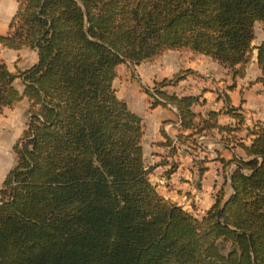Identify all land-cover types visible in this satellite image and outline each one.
<instances>
[{
	"label": "trees",
	"instance_id": "16d2710c",
	"mask_svg": "<svg viewBox=\"0 0 264 264\" xmlns=\"http://www.w3.org/2000/svg\"><path fill=\"white\" fill-rule=\"evenodd\" d=\"M15 1L0 44L34 48L37 58L16 73L0 58V113L28 101L0 184V264H264V123L246 127L249 142L235 143L244 156L226 161L230 193L219 189L197 217L155 189L141 118L111 84L116 64L166 49L208 55L240 74L255 48L264 72V37L251 43L264 0ZM191 71L143 87L157 96L151 106H174L188 131L176 143L239 129L235 107L225 112L236 124L220 125L217 111L191 110L197 95L162 88Z\"/></svg>",
	"mask_w": 264,
	"mask_h": 264
},
{
	"label": "crops",
	"instance_id": "0c3cea01",
	"mask_svg": "<svg viewBox=\"0 0 264 264\" xmlns=\"http://www.w3.org/2000/svg\"><path fill=\"white\" fill-rule=\"evenodd\" d=\"M15 9V0H0V34L8 30V22ZM255 23L262 24L259 21ZM263 37L264 29L260 40ZM258 42L251 41L253 45ZM0 58L10 71L16 73L34 63L37 55L34 48L26 45L13 49L0 44ZM185 68L192 71L162 88L169 93L197 95L198 101L191 105V110L203 116L210 110L217 111L216 121L220 125L236 124L235 118L225 112L228 106L235 107V112L242 115V123L230 134L244 137L239 140L244 143L249 142V137L245 135L246 127L255 121L264 123V72L256 64L255 48H252L240 74H233L232 69L210 56L189 49H166L138 63L125 61L114 66L111 84L116 96L141 118V145L143 157L146 159L147 154V164L151 167L150 181L163 197L199 217L213 203L215 194L225 181L229 189L224 192V197L230 193L228 174L234 163L226 161L244 154L234 141L227 139L230 134L219 132L216 128L203 130L199 135L193 133L186 139L185 143H188L194 138L191 151L185 150L182 145L167 143L165 136L172 140L176 134L188 131L180 128L173 105L151 106V97L143 87H151L153 82L169 78ZM13 84L18 91L22 90L19 77L13 79ZM1 118L18 137L28 118L27 99L22 97L4 108ZM3 146L0 143V161ZM4 167L5 164L3 166L0 162V171ZM2 174L5 175V172Z\"/></svg>",
	"mask_w": 264,
	"mask_h": 264
},
{
	"label": "rangeland",
	"instance_id": "374dc122",
	"mask_svg": "<svg viewBox=\"0 0 264 264\" xmlns=\"http://www.w3.org/2000/svg\"><path fill=\"white\" fill-rule=\"evenodd\" d=\"M263 29H264V24H257L255 23L254 27H253V31H254V38L252 40L253 43H256L260 40V38L263 36ZM3 118L0 119V143L4 144L3 148V154H2V159H1V164L5 167L0 171V184L1 181L3 179V172H7V170L13 165L14 163V153L12 151V144L14 143V141L17 139V137H15L14 135V130H12L11 128H9V126H7V124L5 122H2ZM227 139L234 141L235 143L240 140V139H245L244 137H238L236 134H230L229 137H227ZM189 143H193V142H189ZM145 158L144 162L146 165L147 164V154H145ZM222 188H220V190L222 191H226L229 189V185L226 183V181L224 183H222Z\"/></svg>",
	"mask_w": 264,
	"mask_h": 264
},
{
	"label": "built area",
	"instance_id": "2783aa9c",
	"mask_svg": "<svg viewBox=\"0 0 264 264\" xmlns=\"http://www.w3.org/2000/svg\"><path fill=\"white\" fill-rule=\"evenodd\" d=\"M150 90H152V89H150ZM153 97H157V96L153 94V95L151 96V100H152ZM172 141H173L174 143H176L175 138H173ZM176 144H177V143H176ZM192 144H193V143H189V142H188V143L183 144L182 146H183V148H184L185 150L191 151V149H192V147H193Z\"/></svg>",
	"mask_w": 264,
	"mask_h": 264
}]
</instances>
